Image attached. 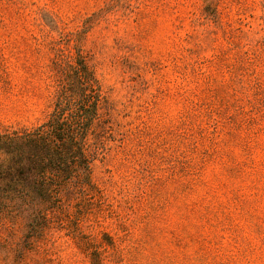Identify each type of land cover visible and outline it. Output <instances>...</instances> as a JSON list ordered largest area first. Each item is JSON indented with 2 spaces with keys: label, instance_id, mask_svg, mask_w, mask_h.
I'll return each mask as SVG.
<instances>
[{
  "label": "rangeland",
  "instance_id": "obj_1",
  "mask_svg": "<svg viewBox=\"0 0 264 264\" xmlns=\"http://www.w3.org/2000/svg\"><path fill=\"white\" fill-rule=\"evenodd\" d=\"M62 89L89 170L0 206V264H264V0H0V133Z\"/></svg>",
  "mask_w": 264,
  "mask_h": 264
},
{
  "label": "trees",
  "instance_id": "obj_2",
  "mask_svg": "<svg viewBox=\"0 0 264 264\" xmlns=\"http://www.w3.org/2000/svg\"><path fill=\"white\" fill-rule=\"evenodd\" d=\"M84 79L86 87L90 80ZM96 112V103L87 95L76 104L62 89L41 125L30 131L0 133V206L45 220L60 203L68 180L83 176L78 167L89 170L88 137Z\"/></svg>",
  "mask_w": 264,
  "mask_h": 264
}]
</instances>
